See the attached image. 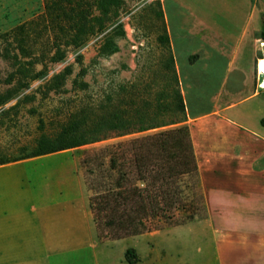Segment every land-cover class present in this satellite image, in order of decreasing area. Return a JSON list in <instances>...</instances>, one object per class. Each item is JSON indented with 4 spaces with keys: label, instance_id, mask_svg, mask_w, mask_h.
<instances>
[{
    "label": "rangeland",
    "instance_id": "rangeland-1",
    "mask_svg": "<svg viewBox=\"0 0 264 264\" xmlns=\"http://www.w3.org/2000/svg\"><path fill=\"white\" fill-rule=\"evenodd\" d=\"M98 1L0 0V163L32 154L41 136H54L80 110L108 104L126 107L134 100L139 106L142 100L150 102L153 109L147 122L168 125L113 135L71 149L88 201L94 194L92 184L100 178L102 169H108L111 155L120 153V144L134 138L186 126L196 159L197 144L205 154L216 152L218 142L225 136L227 150H252L250 143L236 149L231 146L240 139L227 120L212 116L205 123L197 122L199 117L214 112L221 95L225 99L230 93L238 100L257 87L255 66L257 57L263 56V38L258 32L248 33L240 47L236 46V38L244 34L252 14L251 0H117V6L109 7L110 17L118 13L115 24L107 21L105 32L92 35L75 47L72 38L76 21L84 18L86 26L91 24L101 14ZM255 8L257 14L259 8ZM119 24L122 34L118 35L115 27ZM255 26L260 28V21H255ZM165 35L185 106L182 121L175 125L170 124L174 118L171 111L167 114L158 109L163 105L160 93L165 91L172 103L175 89L170 80L172 71L166 65L167 47L161 39ZM105 37L119 47L111 56L99 54ZM203 39L208 40L210 47ZM237 53L236 66L241 68H249L253 57L252 75L245 80L239 79L237 67L230 66L231 56ZM169 108L173 110L174 105ZM237 110L243 112L244 107ZM62 163V159L55 158L52 163H40L38 168L42 172L52 169L56 181ZM117 176L118 171L111 172L109 180L112 182ZM197 180L201 183L200 175L181 179L186 201L198 202ZM206 215L207 210L201 211L194 221ZM94 224V238L89 235L84 240L87 244L79 246L71 255L72 261L68 259L66 264H128L124 257L126 261L132 259L133 252L140 260L138 264H213L212 239L209 235L199 236L197 228L166 227L164 223L160 230L117 240L106 228L99 232L95 219ZM124 239L128 240L117 242ZM125 247L134 250L129 258ZM53 257L48 264H60L57 256Z\"/></svg>",
    "mask_w": 264,
    "mask_h": 264
},
{
    "label": "crops",
    "instance_id": "crops-1",
    "mask_svg": "<svg viewBox=\"0 0 264 264\" xmlns=\"http://www.w3.org/2000/svg\"><path fill=\"white\" fill-rule=\"evenodd\" d=\"M251 1L252 14L244 34L236 38L237 47L248 33L262 30L264 0ZM255 21H260V28ZM203 42L209 46L207 39ZM237 60L238 53L231 56L230 66L237 67L239 79L245 80L252 75L253 67L249 65L248 71L247 66H236ZM222 96L214 112L199 117L197 122L205 123L212 116L227 120L240 139L231 146L236 149L250 143L252 150H227L226 136L218 142L216 152L205 154L197 144L207 215L174 228H197L199 236L209 235L213 264H264V91L254 87L238 100L230 93L225 99ZM240 106L244 111H235ZM71 155L70 150H63L0 165V264H48L53 256L58 263L66 264L79 246L87 244L84 240L89 235L94 238L87 191L79 182L77 159ZM55 158L63 160L56 181L52 169L42 172L38 168L40 163H52ZM123 261L130 264L125 257Z\"/></svg>",
    "mask_w": 264,
    "mask_h": 264
},
{
    "label": "trees",
    "instance_id": "trees-1",
    "mask_svg": "<svg viewBox=\"0 0 264 264\" xmlns=\"http://www.w3.org/2000/svg\"><path fill=\"white\" fill-rule=\"evenodd\" d=\"M117 0H99L97 4L101 14L94 17L91 24H84V18L76 21V31L72 38L75 47L83 45L92 35L107 30L106 22H115L118 13L110 17L109 7L117 6ZM115 24V23H114ZM122 34L119 24L115 31ZM119 35V34H118ZM260 37L264 40V17ZM168 52L167 67L170 69V80L174 82L171 102L168 95L160 93L163 105L159 112L173 113L171 125L182 121L185 106L178 90V77L174 67V57L170 51L167 35L162 38ZM119 47L110 37H105L99 49L101 56H111ZM63 55L61 56L62 59ZM174 105L171 110L170 105ZM148 100L130 102L128 106L108 104L100 108L80 110L71 115L69 121L54 136L43 135L37 142V148L28 156L9 162L47 155L63 150H71L111 138L113 135L124 136L130 133L145 132L150 129L168 125L158 122H147L152 111ZM151 121V120H150ZM128 145L123 149L122 146ZM119 146V145H118ZM121 146V147H120ZM118 151L109 158L108 169L101 170L100 178L94 183V194L89 204L98 231L106 228L113 239L139 236L152 230L176 227L193 222L201 211L206 210L201 183L197 180L198 202L186 201L181 179L199 175L194 145L188 127L181 126L149 134L120 144ZM129 152V153H128ZM130 156H128V154ZM118 171L117 178L111 182V172ZM105 174V176H104ZM100 235V234H99ZM127 250L129 258L130 252ZM130 264L138 261L133 252Z\"/></svg>",
    "mask_w": 264,
    "mask_h": 264
},
{
    "label": "built area",
    "instance_id": "built-area-1",
    "mask_svg": "<svg viewBox=\"0 0 264 264\" xmlns=\"http://www.w3.org/2000/svg\"><path fill=\"white\" fill-rule=\"evenodd\" d=\"M260 51L263 56L258 57L255 66V78L257 82V88L264 91V66L261 65L260 60L264 59V40L260 41Z\"/></svg>",
    "mask_w": 264,
    "mask_h": 264
},
{
    "label": "bare ground",
    "instance_id": "bare-ground-1",
    "mask_svg": "<svg viewBox=\"0 0 264 264\" xmlns=\"http://www.w3.org/2000/svg\"><path fill=\"white\" fill-rule=\"evenodd\" d=\"M262 66H264V59L260 60Z\"/></svg>",
    "mask_w": 264,
    "mask_h": 264
}]
</instances>
